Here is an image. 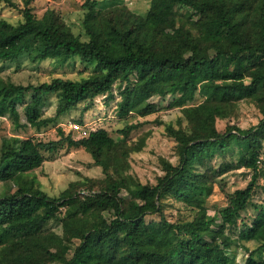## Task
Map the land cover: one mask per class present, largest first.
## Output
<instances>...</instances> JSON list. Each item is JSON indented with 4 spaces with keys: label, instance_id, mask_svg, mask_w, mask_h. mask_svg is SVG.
<instances>
[{
    "label": "trees",
    "instance_id": "16d2710c",
    "mask_svg": "<svg viewBox=\"0 0 264 264\" xmlns=\"http://www.w3.org/2000/svg\"><path fill=\"white\" fill-rule=\"evenodd\" d=\"M31 2L24 0L16 24L0 13V62L22 55L31 62L79 58L93 68L78 81L22 85L0 78V116L8 114L14 127L39 131L82 102L84 114L96 97L111 100L115 86L119 117L158 112L155 97H170L166 108H179L181 116L165 125L175 160L159 158L163 174L154 184L131 182L126 174L129 154L145 144L146 137L126 143L137 124L115 130L117 137L98 127L75 139L59 127V140L3 138L0 181L16 189L0 195V264H238V246L247 252L244 264H264L256 256L264 251V206L241 223L236 239L227 233L258 187L263 160L264 0H150L143 14L85 0V39L53 8L37 17ZM51 95L54 114L44 116ZM243 100L255 105L259 122L219 131L217 120L232 117ZM63 141L88 152L103 177L71 182L50 196L31 172ZM242 168L251 172L247 185L210 215L206 202L222 187L220 177ZM169 199L180 205L176 213ZM62 209V233L47 230Z\"/></svg>",
    "mask_w": 264,
    "mask_h": 264
},
{
    "label": "rangeland",
    "instance_id": "374dc122",
    "mask_svg": "<svg viewBox=\"0 0 264 264\" xmlns=\"http://www.w3.org/2000/svg\"><path fill=\"white\" fill-rule=\"evenodd\" d=\"M14 6L0 3L1 16L12 24H16L22 20V9L24 8V0H11ZM99 8H106L113 5L125 4L128 9L138 14H143L150 4V0H95ZM85 0H32V11L37 17L41 16L46 9L53 8L60 13L64 21L70 26L74 34L85 39L82 20L84 10L82 5ZM92 65L83 63L79 58L72 61L59 62L53 60H44L40 62H31L25 55L20 56L15 61L0 62V78L4 81L13 82L15 84H34L38 85L43 82H51L52 79L59 77L63 79H71L78 81L88 76ZM114 97L107 100L105 96H98L94 99L93 107L82 114V108L85 102L79 104L77 108H73L69 113L64 114L53 125L42 128L39 131L31 127L16 128L12 124L9 115L0 116V144L3 138L18 137L25 139L33 137L37 140L49 141L59 140L61 136L57 132L60 127L63 132H71L75 139L86 137L88 131L98 127L105 128L111 135L117 137L115 130L122 129L126 125L137 124V128L133 129L126 139L127 145L133 146L143 137L145 144L139 151H133L129 154V168L126 171L131 182H140L141 184H154L159 176L163 174L159 163L160 157H165L174 161V140L166 135V123L176 124L177 119L181 116L179 108L167 109L166 105L170 97L153 98L159 111L146 117H140L135 114H129L126 117L117 115V101L119 94L117 86L113 89ZM57 99L55 95L49 96L48 104L44 106V116L54 114ZM20 112V122H24L25 118L21 106H18ZM261 118L255 105L249 101L243 100L238 103L235 113L228 119H218L216 122L217 129L223 130L228 124H236L241 128H248L256 125ZM81 122H80V121ZM78 123L79 130H71L70 124ZM45 161L41 167L34 169L31 174L34 175L40 183L41 189L50 196H58L69 183L81 180L85 177L102 178L103 173L101 167L94 164L90 154L83 148L68 147L66 142L59 144L54 152L44 153ZM231 158V157H227ZM262 162L259 163L260 176L257 180L258 187L255 189L252 199L249 201L248 207L241 212L237 224L229 227L227 233L236 239L241 229V223L249 224L261 207L264 206V141L262 149ZM220 188L218 185L214 188V193L206 202L207 211L210 215L216 213L217 210L223 208L228 203V195L236 189L243 188L251 179V172L242 168L233 170L220 177ZM16 186L9 181H0V195L3 193H12ZM121 195L128 197V193L124 190ZM168 209L176 213L180 205L167 200ZM109 217L111 213H104ZM65 217V210L62 209L58 218L50 220L46 224V229L54 231L57 234L62 233L61 221ZM250 248L254 247L253 242H244ZM241 244V242H239ZM257 259L264 257V251L256 254ZM247 252L238 246L236 250V262L244 264Z\"/></svg>",
    "mask_w": 264,
    "mask_h": 264
},
{
    "label": "built area",
    "instance_id": "2783aa9c",
    "mask_svg": "<svg viewBox=\"0 0 264 264\" xmlns=\"http://www.w3.org/2000/svg\"><path fill=\"white\" fill-rule=\"evenodd\" d=\"M70 128H71V130H79L80 125L78 123H71Z\"/></svg>",
    "mask_w": 264,
    "mask_h": 264
}]
</instances>
